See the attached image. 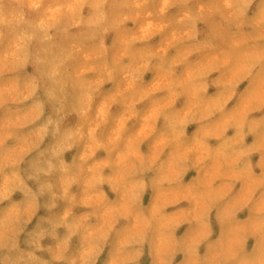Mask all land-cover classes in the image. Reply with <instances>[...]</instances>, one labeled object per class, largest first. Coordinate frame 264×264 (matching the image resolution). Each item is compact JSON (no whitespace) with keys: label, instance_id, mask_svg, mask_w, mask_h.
I'll list each match as a JSON object with an SVG mask.
<instances>
[{"label":"clouds","instance_id":"obj_1","mask_svg":"<svg viewBox=\"0 0 264 264\" xmlns=\"http://www.w3.org/2000/svg\"><path fill=\"white\" fill-rule=\"evenodd\" d=\"M0 264H264V0H0Z\"/></svg>","mask_w":264,"mask_h":264},{"label":"rangeland","instance_id":"obj_2","mask_svg":"<svg viewBox=\"0 0 264 264\" xmlns=\"http://www.w3.org/2000/svg\"><path fill=\"white\" fill-rule=\"evenodd\" d=\"M146 79H147V77H146ZM210 91H211V90H210ZM192 130H193V129L190 128V129H189V132H191ZM248 142H251V141H250V138H249V141H248ZM192 175H194V173H190V174H189V177H186V180H187L188 178H190ZM105 191L107 192V189H106V188H105ZM109 195H110V198H111V194H109ZM182 231H183V229H181L177 234L180 235V234L182 233ZM177 259H179V257H178Z\"/></svg>","mask_w":264,"mask_h":264}]
</instances>
